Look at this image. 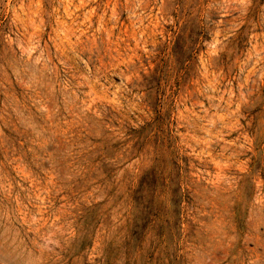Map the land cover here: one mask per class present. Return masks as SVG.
Listing matches in <instances>:
<instances>
[{
    "label": "rangeland",
    "instance_id": "374dc122",
    "mask_svg": "<svg viewBox=\"0 0 264 264\" xmlns=\"http://www.w3.org/2000/svg\"><path fill=\"white\" fill-rule=\"evenodd\" d=\"M0 264H264V0H0Z\"/></svg>",
    "mask_w": 264,
    "mask_h": 264
}]
</instances>
